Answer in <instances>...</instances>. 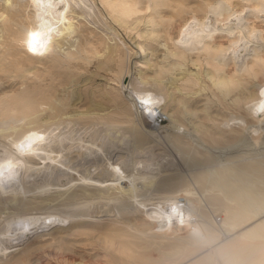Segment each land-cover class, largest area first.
Listing matches in <instances>:
<instances>
[{
  "label": "bare ground",
  "instance_id": "bare-ground-1",
  "mask_svg": "<svg viewBox=\"0 0 264 264\" xmlns=\"http://www.w3.org/2000/svg\"><path fill=\"white\" fill-rule=\"evenodd\" d=\"M99 1L123 24L144 0ZM236 5L205 0L193 11L180 9L171 31L172 54L205 55L212 93L228 109L217 117L204 107L199 117L183 93L168 89L172 67L123 82L130 72L125 53L105 46L93 49L106 52L122 82L109 98L116 110L74 109L73 91L59 87L75 81L66 38L78 30L77 13L97 19L96 0H0L11 70L23 71L39 55L51 76L61 77L58 85L0 95V264H31L30 247L53 229L97 224L106 250L100 264H264V157L239 161L235 154L264 145V53L245 14L252 5L264 15V0ZM222 32L227 45L213 48ZM200 76L186 70L172 85L182 91L204 81ZM51 253L60 264H86L63 247Z\"/></svg>",
  "mask_w": 264,
  "mask_h": 264
},
{
  "label": "rangeland",
  "instance_id": "rangeland-1",
  "mask_svg": "<svg viewBox=\"0 0 264 264\" xmlns=\"http://www.w3.org/2000/svg\"><path fill=\"white\" fill-rule=\"evenodd\" d=\"M146 1L144 0L139 3L137 10L123 24L114 21L105 4L99 0H96V5L100 15H96L97 19L95 21L87 17H82L78 13L76 14L77 18H75V21L78 30L72 33V35L67 36L66 41L70 45L67 47L66 44L67 48L64 50V53L66 52L68 58L71 59L74 65L73 68H70L72 71L74 69L75 73V81L72 84L63 83L61 77L53 78L50 73V68L44 63L45 58L39 55L34 56L35 63L30 64L23 71L17 72L11 70L14 67L12 56L10 55L13 49L8 46L5 40L7 33L1 28L7 15L0 7V95L18 88L17 86L20 88L37 84L49 86V83L58 85L61 81L59 87L65 86L73 91L69 102L71 106L75 104L73 106L74 109L84 110L89 106L99 105L100 107L106 108L105 110H100V112L105 113L110 111L113 113L116 110V106L109 98L113 92L119 89L122 82L118 81L116 75L108 69L109 64L104 60L106 52L99 49H95L94 51L93 48H99L100 46H105L108 49L118 47V49L124 51L130 70V72L125 73L123 82L128 81V76L132 73L142 72L148 74V76H152L154 75L153 71L159 67L165 69L172 67L170 74L166 75L164 79L170 92H175L173 96L178 95V97H181V93H183L184 97L189 99L190 107H198L199 117L204 116L206 113L203 110L204 107H207L210 116L221 117L218 113L222 111L226 112L228 109L212 93L211 81L205 75L207 70L212 68V66L207 62L205 55L202 54L198 57L197 53L193 52V55L190 54L186 58H181L177 54H172L168 47L169 43L173 42V38H170L173 25L180 19V15L178 14L179 10L187 9V11H193L199 8L205 0H156V4L150 7L146 6ZM230 1L233 6L238 7L236 5L238 0ZM252 7V5L245 6V14L247 16V22H249L248 25L256 27L255 30L259 34L258 37L260 40L262 39L261 41L259 40L257 48L263 54L264 15L261 12L254 13L255 9ZM249 8L251 9L249 10ZM4 18L5 20H3ZM226 35L225 32L219 33L214 39L215 41L213 43L215 45L213 44V48L221 44L225 47L227 45ZM166 36H169L167 41ZM253 56V54L250 55L251 58ZM229 67L230 65L228 64L226 68L228 69ZM186 70L192 72V74L200 72L202 76L200 77L204 81L201 82L199 80V83L197 81L193 86H189L190 88H183L184 81L180 80L178 84L183 88L180 91L174 87L176 84L174 78L182 76ZM207 83L209 87L206 90H198L202 84L208 85ZM172 103H175V100L172 99ZM206 121L208 123L213 122L212 120ZM260 146L257 151L250 146H245L237 150L234 148L236 159L239 161L245 160L253 157V155L264 157V145ZM106 222L104 220V223ZM101 227L102 224H97L93 228L84 227V229H75L64 226V228L59 227L53 229V236H47L41 239L40 242H35L30 247L32 250H30L31 264H60V258L51 253L52 250H58L59 247H63L72 258L83 260L86 264H100L106 259V250L103 247V243L98 239V232ZM38 243H40L39 246H41V249L38 248ZM35 244H37V247H34ZM43 244L46 246L43 247Z\"/></svg>",
  "mask_w": 264,
  "mask_h": 264
},
{
  "label": "snow or ice",
  "instance_id": "snow-or-ice-1",
  "mask_svg": "<svg viewBox=\"0 0 264 264\" xmlns=\"http://www.w3.org/2000/svg\"><path fill=\"white\" fill-rule=\"evenodd\" d=\"M33 35H34V38L28 42V47H29V50L35 54L37 52V49L34 46L35 34Z\"/></svg>",
  "mask_w": 264,
  "mask_h": 264
},
{
  "label": "clouds",
  "instance_id": "clouds-1",
  "mask_svg": "<svg viewBox=\"0 0 264 264\" xmlns=\"http://www.w3.org/2000/svg\"><path fill=\"white\" fill-rule=\"evenodd\" d=\"M34 38V35L33 34H30V38H29V41L32 40ZM30 51V50H29Z\"/></svg>",
  "mask_w": 264,
  "mask_h": 264
}]
</instances>
